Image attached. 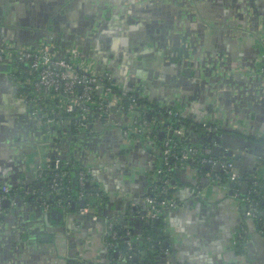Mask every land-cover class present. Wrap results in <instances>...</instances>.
I'll return each instance as SVG.
<instances>
[{
  "label": "crops",
  "instance_id": "crops-1",
  "mask_svg": "<svg viewBox=\"0 0 264 264\" xmlns=\"http://www.w3.org/2000/svg\"><path fill=\"white\" fill-rule=\"evenodd\" d=\"M114 2L127 7L113 8ZM102 5L91 20L90 0H0V44L27 45L11 33L12 25L24 16L20 25L30 27L39 11L43 19L62 8L65 25L84 29L78 40L89 47L88 55L93 54L101 73L118 76L119 89L128 92L140 87L150 108H171L187 116L188 145L210 140L212 154L238 165L240 174L264 179V106L235 99L230 92L233 84H217L211 91L201 78L185 73L191 67L185 61L182 39L193 40L210 55L220 54L243 85H249L247 77L264 68V0H186L184 8L176 0H104ZM21 94L15 81L0 71V192L2 184L14 190L6 197L10 206L2 207L5 231L0 238V264H109L115 248L109 247L105 229L111 221L124 233L121 246L126 236H131V249L136 243L133 255L150 249L151 245L144 246L151 238L146 231L151 222L145 218L146 195L161 146L154 138L126 135L131 117L118 109L113 122L104 127L96 124L75 138L68 125L63 129L59 125L63 138L56 130L54 146L47 144L45 153H38L32 136L38 138L36 132L43 126L27 111ZM205 123L218 130L208 132ZM71 142L73 148H67ZM48 150L55 159L74 152L75 159L88 165L103 192L99 220L64 212L58 222L51 209L39 202L35 192L39 180L31 174L40 160H53ZM209 172L208 164L195 160L175 167L174 198L179 206L168 209L162 219L156 264H264V225L248 214L229 183Z\"/></svg>",
  "mask_w": 264,
  "mask_h": 264
},
{
  "label": "built area",
  "instance_id": "built-area-1",
  "mask_svg": "<svg viewBox=\"0 0 264 264\" xmlns=\"http://www.w3.org/2000/svg\"><path fill=\"white\" fill-rule=\"evenodd\" d=\"M0 61L10 64L9 76L19 87L24 102L32 108L33 114L43 120L44 128L48 132L54 124L60 125L59 123H66L68 129H72L77 134L88 129V131L93 130L96 124L104 127L114 121L112 108L117 106L118 109L123 110L131 117V124L125 130L126 135L154 138V141L161 146L162 155L146 195L148 207V212L145 215L146 220L159 219L165 215L168 209L179 206V202L169 195V191L176 188L172 172L177 165L172 164L173 158L180 160V163L198 158L201 165L208 164L210 166L209 175L220 182V171L226 172L229 180L238 185L234 189L233 195L241 198L240 186L244 182L232 161L224 156H214L208 147L200 150L193 145L182 147L180 153L176 155L174 150L178 148V142L172 138L171 121L170 124L161 128L160 132H163V136L159 132L156 134L152 128L157 119L154 116L152 119L148 118V108L145 105L137 104V99L133 95L129 96V105L124 106L123 96L117 94V87L113 83L112 77L96 70L95 63L85 58L77 45L62 46L53 42H42L38 45L5 43L0 46ZM20 64L28 67V73L32 76L28 80L23 81L20 78L23 74V71L19 69ZM130 91L146 99L140 87L134 86ZM166 111L171 117L179 115V112L172 109ZM204 127L208 132L218 130V126L212 124L205 123ZM175 132L184 137L186 130L184 126H181ZM157 136H161L162 139L158 140ZM201 153L204 155H200ZM63 163L64 161L60 158L40 160L34 171V177L39 182L42 181L43 184L35 192L43 200L42 204L47 210L52 207L68 210L71 206L70 203L61 200L55 202L54 205L50 202L59 192L60 176H65L64 172H60ZM76 166L79 168L80 199L85 202L79 208L78 213L97 221L100 219L97 209L98 204L103 200V192L99 188L87 191L85 186L93 185L95 182L88 168L83 164ZM48 171H57L56 177L49 185L44 180ZM1 188L0 210L3 209V202L10 192V187L7 184H2ZM241 199L249 204L248 214L256 218L257 210L251 205V199L249 197ZM105 237L109 247L113 248L115 241L120 238L116 222H108Z\"/></svg>",
  "mask_w": 264,
  "mask_h": 264
},
{
  "label": "water",
  "instance_id": "water-1",
  "mask_svg": "<svg viewBox=\"0 0 264 264\" xmlns=\"http://www.w3.org/2000/svg\"><path fill=\"white\" fill-rule=\"evenodd\" d=\"M176 1L177 2L180 1L179 6L181 8H183L186 0H176ZM182 13H184V10H182ZM47 31H49V28H47ZM55 36L56 37H53V38L48 37V36H46V37L41 36L42 38L39 37L38 39H36V41L31 42L27 45H38L42 42H53L55 44H59L62 46L75 44L79 47L82 55L85 58H87L90 61H93L94 63L96 62L94 60L95 58L93 59V54L90 53L88 55L87 49H89V47H87L86 45H84L80 41L74 40V39L70 41L67 39V37L62 38L61 36H58L57 34H55ZM182 39L184 40V47H185V55H184L185 61H187L191 67L190 68L191 71H185V73L190 74V75H196L197 78H201L203 81L204 88H206V89L209 88L211 91H214L216 89L217 84H220V85H222V83L233 84L232 87H230V92L233 93V97L235 99H237L238 97H240V99H249V100L251 99L253 103H257V105L260 104V105L264 106V70H263V68L260 67L259 68L260 70H258V72L255 74V76L247 77V79L248 78L250 79L249 85H245V84L243 85V80H241V78H238L239 75L237 76V72H232L231 66L228 65L226 60L220 54L210 55L209 52L203 51L202 46H200V44L193 42V40L186 41L184 37H182ZM95 67H96V63H95ZM9 70H10V64L6 61H0V71L6 73L7 77H10L8 74ZM96 70H98L97 67H96ZM99 72H101V71H99ZM117 77L112 78V81L116 87H117V85H116ZM246 87H247V89H246ZM21 98L24 101L23 97H21ZM156 106H158V105H156ZM27 107H28L27 111L32 112V108L29 105H27ZM146 107L148 108V111H149L148 112V118L152 119L155 111L152 108H150V106L149 107L146 106ZM167 109H171V108H166L165 110H167ZM112 110L117 111L118 107L114 106L112 108ZM159 110H160V108H159ZM161 110H164V109H161ZM159 117H160V115H159ZM37 123H39L40 125L43 126V130L36 132V134L38 135V138H36V139H35L34 134H33L32 141L37 144V146H38L37 152L38 153H45L44 152V151H46L45 145L47 147V144H48L49 147L52 148L53 140L55 139L54 132L56 130H58V132H59V129H57V127L59 125L54 124L52 126V129H50V131L48 132L44 128L43 120H40ZM59 124L62 127V129L66 125V123L65 124L59 123ZM88 130H85V132H81V133H88ZM69 131L71 133H73L72 136L74 138L76 136H78V134L74 133V131L72 129H69ZM59 133H60L59 139H62L63 133L61 131ZM160 135L162 136L163 132H160ZM199 142H201V141H199ZM73 145H74L73 142H71L70 146L68 143V145L66 144V147L72 149ZM51 150H48L46 153H50L49 156H52L53 160H55V156H54L53 152H50ZM75 155L76 154H74V152L71 153L72 157H74ZM71 156L68 157L65 154L62 155L63 159H70V158H72ZM78 158H77V160H78ZM78 164H83V166L86 168L88 167V165L84 164L83 162H79ZM235 166L238 167V165H236V164H235ZM74 168L76 170H79V168L77 166H74ZM31 178H34V175L31 174ZM37 185L40 188L43 186L42 182H39ZM248 187L249 186L246 183L244 185V188H243V194L244 195L247 193ZM14 197L15 196L11 195V198H14ZM29 198L33 199L34 197H33V195H31ZM51 198H52V196H51ZM38 200L40 203H42V201H43L41 198H39ZM10 203H11L10 200L6 199L3 202L4 209L8 208L10 206ZM84 204H85V202L83 201L82 205H84ZM39 208L41 211H43L41 204H40ZM68 210H62L58 207H53V208H51V216L55 221L60 222V221H62V219L64 217V212L67 213V212H69ZM0 212H1L0 213V238H1V234H2V236H4L3 232L5 231V229H2V227H1V225H3L1 222H2V219L4 218V214L2 213V212H4V210L2 209V210H0ZM78 216L81 219L85 217V216H82L79 214H78ZM118 221L121 223L123 220L120 218ZM157 222H159V221H157ZM42 239H43V237H42ZM125 240H126V242L123 246H121L120 243H117L115 245V249L113 251L114 257H112L111 261H109V264H131V262H133L132 264H139L141 257L144 260H146V261L143 260L142 264H145V263L156 264L155 258L158 259V257L156 256L157 253H154V252L156 251V249H160V244L157 241L154 243V245L150 246L151 247L150 249H143L140 254H138L136 252V254L133 255L132 252H133V249L136 248V243L133 242L131 244L134 247L133 249H131L130 244H129V241L131 240V236H126ZM147 243L144 242L145 247L150 245L149 243L148 244ZM163 245H164V247H168L169 244H168V242H164ZM161 256H164V254H161ZM81 264H90V263H81Z\"/></svg>",
  "mask_w": 264,
  "mask_h": 264
},
{
  "label": "trees",
  "instance_id": "trees-1",
  "mask_svg": "<svg viewBox=\"0 0 264 264\" xmlns=\"http://www.w3.org/2000/svg\"><path fill=\"white\" fill-rule=\"evenodd\" d=\"M19 69L23 71V74L20 76V78L23 81L28 80L29 78L32 77L28 73V67L27 66L20 64ZM116 92H117V94H120L123 96V99H124L123 105L124 106L129 105V103H130L129 96L130 95L135 96L137 99L136 103L140 104L141 106L145 105V106L149 107V105H151L147 99H145L144 97H140L135 92L128 91L126 93H123V91H121V89H119V88H116ZM153 109H154V107H153ZM154 110L156 112L153 116L157 120L155 119L156 121L153 123L152 130L155 131L156 134L158 132L160 133L161 128L170 124V121H171L172 129H173L172 138L174 141L178 142V148L175 149L174 151H175L176 155H178L180 153L181 148L188 145V140L186 139V135L184 137L179 136L178 134H176L175 130L177 128H180L181 126H184V125L187 126L189 124V121H188L189 118H187V116H185V115H181L180 112H179V115L177 117H174V116L171 117L170 114L166 110H156V107ZM159 115H160V117H159ZM157 138H158V140L162 139L161 136H159V137L157 136ZM159 144H161V143L159 142ZM193 146L198 147L200 150H202L205 147H210V140L203 142L202 145L194 144ZM200 155L203 156L204 154L201 153ZM214 156H216V155H214ZM60 159L62 161H64V163L61 165L60 172H64L65 176H60V178H59L60 187L58 188L59 192H57L55 194V196L50 200V202L52 203V205H54L55 202H58L60 200L68 202L71 205L68 211L72 212V213H77L79 208L82 206V202H83V200L80 199L81 188H80V184L78 181L79 170H76L74 168V166L78 165L79 161L77 159H75L74 157H72L70 159H63V158H60ZM173 159H174L172 162L173 165L179 166L181 164L180 160H178L177 158H173ZM197 159L198 158H196L195 161L198 162ZM55 173H57V171H55V172L48 171L46 173L44 180H45L47 185H49L52 182V180L54 179V177H56ZM220 174H221V182L222 183H229V186L233 192L234 189L236 188V186H238L237 183L230 181L228 174L226 172L220 171ZM172 178H173V180H175V169L172 172ZM241 179L244 183L240 186V194H241L240 197L241 198L249 197L251 199V205H253V207H255L257 210L256 221L259 224V226H263L264 225V179H257V178L251 179L248 177V175H246V173H244V175L241 174ZM245 183H247L249 187H248L247 193L244 195L243 194V187H244ZM97 188H98V186L95 183L93 185H86L85 186V189H87V191L94 190ZM175 191H176L175 189H171L169 191L170 197H174ZM10 193H14V190L11 191ZM244 203L246 204V207L249 206V204L247 202H244ZM163 217L164 216H162L159 219L151 221L149 223V225L146 227L147 236H151V238L148 242L150 245H153V242L158 241L162 236L161 227H162V223H163V220H162ZM157 221H159V222H157ZM117 229L120 233V238H118L115 241V245L117 243L121 244L120 241L123 239V236H124V233L121 232L122 229L119 227H117ZM115 245L111 250H113L115 248Z\"/></svg>",
  "mask_w": 264,
  "mask_h": 264
},
{
  "label": "flooded vegetation",
  "instance_id": "flooded-vegetation-1",
  "mask_svg": "<svg viewBox=\"0 0 264 264\" xmlns=\"http://www.w3.org/2000/svg\"><path fill=\"white\" fill-rule=\"evenodd\" d=\"M104 0H90V17H91V20H93V17H95V12H99L98 10L100 8H103L102 6V2ZM180 3V1L178 2ZM179 6V5H178ZM112 7L113 8H125L127 6L123 5V4H119L117 2H114L112 4ZM179 8H181L179 6ZM184 8V6H183ZM47 9V8H46ZM55 9V8H54ZM58 9V12H56L54 14V17L53 14L51 15V17L49 18V14L48 15H45L46 17L43 19H41V15L44 16L41 11H39V16L36 17V22L33 20H31L30 22H32V25H30V27H25L20 25L22 22H25V17L22 16L16 24L12 25L14 27H11V33L13 35H15L18 39H24L27 42V44H29L31 41L34 42L36 41V39H38L39 37H56L55 34H57L58 36H61L62 38H66L68 40H78V38H83V34H84V29L81 31L82 28H80L78 25H75L73 27H70V26H67L65 25V23L63 22V16L60 12L62 10V8H57ZM48 11H53V9H48ZM3 14V13H2ZM6 18V16H4ZM29 23V22H28ZM47 28H49V31H47ZM47 32V33H46ZM41 37V38H42ZM85 38V36H84ZM79 41V40H78ZM5 43H2L0 44V46L4 45ZM17 45H21V44H17ZM102 148H104V145L102 144ZM101 148V149H102ZM10 191H12L10 189Z\"/></svg>",
  "mask_w": 264,
  "mask_h": 264
},
{
  "label": "rangeland",
  "instance_id": "rangeland-1",
  "mask_svg": "<svg viewBox=\"0 0 264 264\" xmlns=\"http://www.w3.org/2000/svg\"><path fill=\"white\" fill-rule=\"evenodd\" d=\"M139 138H146L145 136H140Z\"/></svg>",
  "mask_w": 264,
  "mask_h": 264
}]
</instances>
